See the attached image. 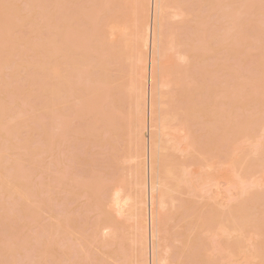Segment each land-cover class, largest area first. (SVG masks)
<instances>
[{
	"label": "rangeland",
	"instance_id": "374dc122",
	"mask_svg": "<svg viewBox=\"0 0 264 264\" xmlns=\"http://www.w3.org/2000/svg\"><path fill=\"white\" fill-rule=\"evenodd\" d=\"M181 2L188 58L155 76L184 130L161 137L168 264H264V0ZM142 5L0 0V264H141L132 201L119 214L112 194H139Z\"/></svg>",
	"mask_w": 264,
	"mask_h": 264
},
{
	"label": "bare ground",
	"instance_id": "6f19581e",
	"mask_svg": "<svg viewBox=\"0 0 264 264\" xmlns=\"http://www.w3.org/2000/svg\"><path fill=\"white\" fill-rule=\"evenodd\" d=\"M143 1H144V6L142 5L143 7L142 11L144 12L140 13L143 16L139 14L140 17L143 18L138 19L139 16L137 14L138 17L136 16V20H134L136 22L142 20L141 25H139L140 22H137L138 30H136L137 28L134 27L136 23H133V25L134 24L135 25L133 26L134 29H132V31L135 30L134 31L135 35H132L135 36L134 43L136 47L139 49L137 64L138 65L140 64L139 71L140 70L142 71V74L140 71V74L142 76L141 77L142 81L141 79L138 81V82L141 81L142 83L140 84L142 86V94L140 90L138 91L139 95L142 96L140 97V99L138 98L139 102L137 104L138 117H139L137 145L139 151L136 156V159L139 161L138 174L140 180L138 179V185H137L138 187L137 190H139V194L134 199L133 198L131 199L129 196L127 197V195H125L126 197L122 198L120 197L121 194L120 191L116 190L113 192L114 195L112 194L113 202L112 201L111 202L113 203L114 206V207L112 206L113 207L112 211L116 210L117 213L121 214V209L124 206V202L128 201V203H130L132 201V204H130L131 206L130 209H132L130 210V213L132 214L129 213L130 215L129 217L133 221V223H135L134 225H136L135 228L137 230L136 231L137 234L136 233L135 234L138 236V238L135 237L134 241L132 240V242H135V244L139 246V253L142 261L141 264H168L169 261L171 262L169 256L170 253L168 251L169 248L166 247L167 245L165 246L166 241L163 236L165 232L163 231V229L161 230V223L162 221L165 220L164 219L165 217L167 218V216L162 218L163 213L165 214L164 210L168 209V206H170V209H173L175 207V200L172 199L173 198L172 194H174L173 193L174 186L172 187L170 185V181L174 178L176 182L175 179L176 176L174 177L173 175L174 172L173 170H175L176 167L172 166V164L171 165L169 164L167 166L165 159L164 160L162 159L164 153L168 148H166V145L165 146L162 145L161 137L164 136L165 137L164 140L167 141L166 144H168L171 138V136L169 138V130L172 128L171 130L174 131V135H176L175 131L179 132L180 129L178 130L174 129L172 126V123L175 121V117L171 114L164 113L163 108L161 110V107H163L162 105L163 103L161 99H163V97H161L162 93L160 91L163 89L162 86L165 85V83L162 79L163 76L162 77L160 76L163 75L165 71H160V75H158L159 77L157 76L160 80L162 79L161 81L163 82H160L158 80L160 82V85L161 83H163L162 86L158 85L159 83L158 81L156 82L155 76H156L157 68L160 69L159 68L160 64L165 61L163 60V58L165 57L166 53L174 54V56L177 57L176 59V57L173 56L175 60L178 61L180 60L178 63L181 62L186 63L185 61L188 58L187 54L179 50L180 44H178L177 42L178 40L175 39L178 37V35L180 37V35L183 36L187 32V31L185 32V30L182 28L184 30L183 31L184 33L179 34V30L181 32V29L179 28L182 27L181 25L183 24L181 23V21L187 19L189 12L191 11H189V9L187 11V7L184 8L185 5L182 6L183 5L182 2L184 1L181 2V0H143ZM134 9L136 10L137 7H135ZM192 12L190 13L191 15ZM191 17L193 19L194 15L189 16V18ZM179 22L181 23L180 27L174 25V24L179 25ZM184 22L185 25L187 20ZM116 25L118 24L115 23V25H112V27L109 28V35L110 36L112 35V38L114 37V35H116V33L118 34L121 33L120 27L118 26L119 27L118 28L116 27ZM172 26H175L177 28L172 29ZM185 26L183 27L186 29ZM174 30H176V32L178 30V34ZM192 31H194V29ZM189 34L190 33H188L187 35L190 36ZM192 37L193 36L191 35V38ZM188 42L191 43L190 40ZM191 44L193 45V43ZM181 49H183V46ZM173 57L172 58L165 57V59L169 58L166 60L168 62L171 61ZM165 65L163 66V64H161L162 66L161 69L165 67ZM166 76L164 77V80H166ZM140 85L138 89H141ZM164 87H166V85ZM159 88H161V90ZM157 90L158 91L160 90L159 93ZM182 129L183 128H181L180 132L184 131ZM183 134L184 137H186L185 133ZM173 138L175 139V137ZM186 138H184L182 142H184ZM182 142H179L178 145L176 144V146H180ZM185 170L186 169L182 171L184 172ZM184 180L180 179L179 184H181L182 181H183L182 183H184ZM174 192H175V188H174ZM166 221L167 220H165V222Z\"/></svg>",
	"mask_w": 264,
	"mask_h": 264
}]
</instances>
